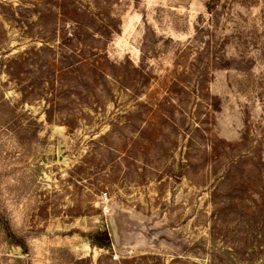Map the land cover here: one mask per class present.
<instances>
[{"label":"rangeland","instance_id":"1","mask_svg":"<svg viewBox=\"0 0 264 264\" xmlns=\"http://www.w3.org/2000/svg\"><path fill=\"white\" fill-rule=\"evenodd\" d=\"M0 264H264V0H0Z\"/></svg>","mask_w":264,"mask_h":264},{"label":"trees","instance_id":"2","mask_svg":"<svg viewBox=\"0 0 264 264\" xmlns=\"http://www.w3.org/2000/svg\"><path fill=\"white\" fill-rule=\"evenodd\" d=\"M76 34H77V33H76ZM103 34H104V35H102L103 38H104L105 36L110 37V36L113 34V32H111V31H106V32L103 33ZM76 36H77V35H76ZM95 245L99 246L100 248H105V249H109V248H110L109 245H98V244H95Z\"/></svg>","mask_w":264,"mask_h":264},{"label":"built area","instance_id":"3","mask_svg":"<svg viewBox=\"0 0 264 264\" xmlns=\"http://www.w3.org/2000/svg\"><path fill=\"white\" fill-rule=\"evenodd\" d=\"M107 195L106 194H104V197H106ZM105 211H106V213H108L109 212V209L108 208H106L105 209Z\"/></svg>","mask_w":264,"mask_h":264},{"label":"water","instance_id":"4","mask_svg":"<svg viewBox=\"0 0 264 264\" xmlns=\"http://www.w3.org/2000/svg\"><path fill=\"white\" fill-rule=\"evenodd\" d=\"M16 255H20V252H15Z\"/></svg>","mask_w":264,"mask_h":264}]
</instances>
